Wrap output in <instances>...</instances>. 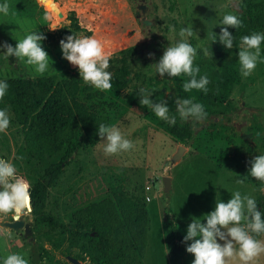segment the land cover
Returning a JSON list of instances; mask_svg holds the SVG:
<instances>
[{
  "label": "rangeland",
  "instance_id": "obj_1",
  "mask_svg": "<svg viewBox=\"0 0 264 264\" xmlns=\"http://www.w3.org/2000/svg\"><path fill=\"white\" fill-rule=\"evenodd\" d=\"M4 2L0 0V4ZM7 2L10 15L0 14V45L8 43L15 47L17 40L38 30L46 37L42 47L50 61L49 70L37 75L15 57L5 58V49L0 47V79L80 76L78 68L63 59L60 48V41L73 34L92 36L104 44L110 55L107 71L112 80L119 76L118 68L127 66L125 86L111 80L112 89L100 91L102 94L94 102L106 126H116L134 143L135 147L128 152L106 156L101 139L89 145L81 134L75 141L79 144L77 151L70 153L71 149L65 148L40 162L26 149L22 127L9 113L10 126L0 133V158L11 162L30 185H36L50 165L70 156L57 182L48 190L45 210L50 217L68 223L70 215L109 197L111 187L122 186L126 193L138 195L145 202L148 232L142 264H192L194 256L186 251L191 241L183 243L191 218L203 219L215 210L216 199L227 203L235 191L264 203V191L260 190L264 183L249 175L250 162L255 156L264 155V63H258L250 77L242 78L239 46L227 50L218 40L213 43L211 36L213 32L219 37L225 14L239 16L249 23L253 33L264 34V0ZM46 15L48 20L44 19ZM173 27L175 31L170 30ZM186 27H192L194 32L187 38L197 50L194 67L200 65L199 75L207 74L210 80L207 94L200 91L197 97L190 98L199 100L208 114L205 121L195 124L181 120L176 113V88L189 78L165 75L161 79L152 67L168 46L180 42V29ZM228 31L231 34L232 28ZM215 48L222 49L218 55L224 57V65L238 80L225 90L216 79L225 68L214 60ZM142 88L153 93L150 99L154 102H167L170 115L176 116L175 125L156 117L151 108L141 106ZM21 156L23 159H18ZM165 178L169 179L168 187ZM240 180L242 184L238 183ZM20 220L32 229V216L25 210ZM12 221V214L0 215V224ZM172 227L181 241L171 236ZM258 240L264 241V234ZM169 243L182 248L179 258L172 256ZM88 248V242L67 232L32 233L26 238L23 229L14 231L0 225V264L12 253L23 254L29 264H72L67 257H80L75 259L78 264H93ZM67 252L71 254L66 256ZM256 264H264V254Z\"/></svg>",
  "mask_w": 264,
  "mask_h": 264
},
{
  "label": "clouds",
  "instance_id": "obj_2",
  "mask_svg": "<svg viewBox=\"0 0 264 264\" xmlns=\"http://www.w3.org/2000/svg\"><path fill=\"white\" fill-rule=\"evenodd\" d=\"M10 8V4L5 0L0 4V14L10 15ZM49 18L48 15L44 17L45 20ZM220 26L219 37L211 33L213 43L218 40L227 50L233 49L234 36L228 29L243 27L241 18L235 14H225ZM170 30L175 31L174 27ZM193 35L192 27L181 28L180 42L168 46L158 64H153L152 67L161 79L165 75L170 78L181 75L188 77L189 79L183 84L186 93L197 90L207 94L209 77L207 74L199 75L200 68L194 67L197 50L187 42V38ZM45 39L42 33L33 30L23 39L17 40L15 47L8 43H3L0 47L5 49V58L15 57L17 62H24L37 75L42 76L49 70L50 61L42 47ZM262 42H264L262 33L241 37L238 58L242 78L250 77L257 64L264 63V60H261ZM60 48L63 59L78 68L80 78L85 85L102 92L112 89V75L107 71L110 66V55L99 39L92 36L77 37L73 34L60 41ZM204 51L207 55V49ZM8 88L6 81H0V100L5 97ZM152 95L153 93L148 89H140L141 106L151 108L156 117L170 125H175L176 116L170 115L167 102L164 100L154 102L150 99ZM175 104L176 113L183 121L195 124L205 121L208 117L204 106L194 99H177ZM9 126L10 116L5 108L0 110V133H5ZM98 135L104 142L103 152L106 156L128 152L135 147L134 143L126 139L116 126H106L101 123L98 126ZM250 163L249 175L264 183V155L255 156ZM238 183L242 184L243 180ZM30 188V183L18 174L17 168L11 162L0 158V215L12 214L13 220L19 221L24 210L31 212ZM260 190L264 191V188ZM231 197L227 203L216 199L215 210L203 216V219L191 218L192 222L188 225L183 243L187 244L191 241L186 251L194 256L192 264H233V262L256 264L259 257L264 254V241L255 238L264 234V214L257 211L256 200L249 195H242L240 191L233 192ZM3 264H29V262L23 254L12 253L4 258Z\"/></svg>",
  "mask_w": 264,
  "mask_h": 264
},
{
  "label": "trees",
  "instance_id": "obj_3",
  "mask_svg": "<svg viewBox=\"0 0 264 264\" xmlns=\"http://www.w3.org/2000/svg\"><path fill=\"white\" fill-rule=\"evenodd\" d=\"M242 23L240 29L232 28L234 47L239 46L241 37L253 33L246 20H242ZM212 51L215 53L214 60L225 68L220 76H216L219 87L225 90L238 80L232 70L224 65V57L218 55L222 49ZM200 57L204 59L201 53ZM116 72L119 76L112 81L125 86L127 66H121ZM0 81H6L9 85L3 102L0 101V110L6 108L20 123L25 147L38 161L49 160L65 148H70V153L77 151L79 144L75 141L81 134L89 145L101 139L98 126L105 122L100 118L94 99L102 93L85 85L80 76L67 74L64 78L22 77ZM176 90L181 100L197 97L200 93L197 90L186 93L183 85L177 86ZM69 158L64 157L46 168L36 183V191L31 193L29 214L32 216V233L67 232L80 241L88 242L93 264H142L148 232L145 202L138 195L126 193L122 186L111 187L109 197L70 215L68 223L59 222L46 213L48 190L57 182ZM257 211L264 214L263 202H257ZM172 235L182 240L175 227L171 228ZM173 244L169 243L168 249L174 258H179L182 248L178 245L173 247ZM70 254L67 252L65 255ZM73 259L79 260L80 257Z\"/></svg>",
  "mask_w": 264,
  "mask_h": 264
},
{
  "label": "water",
  "instance_id": "obj_4",
  "mask_svg": "<svg viewBox=\"0 0 264 264\" xmlns=\"http://www.w3.org/2000/svg\"><path fill=\"white\" fill-rule=\"evenodd\" d=\"M141 11H144V9H142V7L140 8ZM58 16L61 17V13H58ZM137 17H139V13L137 14ZM145 25H149L148 22H144ZM165 185L166 187L169 186V179L168 178H165ZM36 191V185L35 184H32L31 185V188H30V192L33 193ZM27 213H30L28 212L27 210H25ZM2 227H6V228H9V229H12L14 231H18V230H21L23 229V232H24V237H31L32 235V231L30 229V225L28 223H25L23 220H19V221H12V222H3L0 224ZM67 260L72 263V264H78V262L71 258V257H67Z\"/></svg>",
  "mask_w": 264,
  "mask_h": 264
},
{
  "label": "built area",
  "instance_id": "obj_5",
  "mask_svg": "<svg viewBox=\"0 0 264 264\" xmlns=\"http://www.w3.org/2000/svg\"><path fill=\"white\" fill-rule=\"evenodd\" d=\"M149 186L147 185V188H148ZM146 200L148 201L149 199L148 198H146Z\"/></svg>",
  "mask_w": 264,
  "mask_h": 264
}]
</instances>
